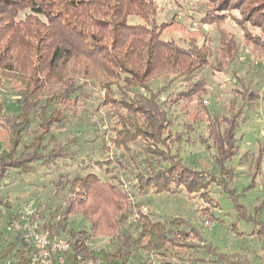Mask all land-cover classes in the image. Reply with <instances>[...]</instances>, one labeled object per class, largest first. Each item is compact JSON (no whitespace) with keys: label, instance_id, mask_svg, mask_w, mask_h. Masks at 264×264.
Listing matches in <instances>:
<instances>
[{"label":"trees","instance_id":"trees-1","mask_svg":"<svg viewBox=\"0 0 264 264\" xmlns=\"http://www.w3.org/2000/svg\"><path fill=\"white\" fill-rule=\"evenodd\" d=\"M197 4L194 27L203 39L191 37L180 45L163 38L173 22L156 21V0H0V129L6 133L0 141V189L11 175L48 176L50 196L37 205L40 227L69 242L63 264H80L78 256L102 264H255L247 253L220 250L185 217L141 212L140 199L149 189L154 194L184 190L208 199L212 184L230 195L238 219L261 221L264 212V190L254 206L240 199L256 187L262 142L257 153L249 147L232 162L238 131L255 109L251 87L232 64L241 45L264 58V0ZM228 19L242 31V41L223 31ZM212 26L219 40L209 60L203 28ZM204 67L231 72L237 81L223 115L205 105L208 84L199 73ZM155 79L163 83L152 90ZM176 80L179 90L169 91ZM88 89L96 92L102 138L91 146L75 137L59 140L56 132L80 119L79 101L89 98ZM180 102L191 103L196 118L204 115L206 133L199 142L215 169L193 168L179 157L183 136L168 128L169 105ZM112 149H123L130 161ZM244 168H253L252 181L238 192L230 183ZM13 215L0 190V264H29L38 250L7 232ZM74 215L85 226L74 222ZM259 223L257 232L264 227ZM99 238L107 244L96 248ZM51 255L56 264L58 253ZM258 258L264 264V253Z\"/></svg>","mask_w":264,"mask_h":264},{"label":"rangeland","instance_id":"rangeland-1","mask_svg":"<svg viewBox=\"0 0 264 264\" xmlns=\"http://www.w3.org/2000/svg\"><path fill=\"white\" fill-rule=\"evenodd\" d=\"M158 4V12L156 21H170L172 24L163 32L162 36L166 39H172L183 45L191 37L199 40L203 39L200 34L195 31V22L197 13L194 9L199 6V0H156ZM197 1V2H196ZM138 19H135L137 21ZM223 31L228 36L235 35L237 41H242L241 30L232 19H228L223 26ZM201 30V29H200ZM199 30V32H200ZM209 35L210 43L209 60L214 58L215 49L218 47V34L215 27L203 28ZM184 42V43H183ZM243 51L233 62V69L236 71L237 77L243 81L245 85L251 87L254 93L255 109L248 111L247 118L238 131V155L232 159V162L239 161V156L247 148H251L253 153H257V149L261 144L264 149V58H256L251 54V47L241 45ZM245 49V50H244ZM247 49V50H246ZM200 75H204L207 81L208 97L205 98V105L210 106L211 111L218 112L220 115L225 114L227 105L231 99L230 90L237 81L231 75V72L225 71L222 73L211 72L209 67H204L199 71ZM228 78V80H226ZM239 82V81H238ZM161 83V80H151L149 83L150 89L155 90ZM179 81H174L169 91H178L180 87ZM11 88L7 89L8 95L13 94ZM89 98L80 99L81 117L74 123H68L66 129L62 132H56L59 140L65 141L68 138L75 137L78 144L91 146L100 141L102 138L103 128L99 122L102 120L101 115L95 112L96 92L88 89ZM166 94L163 95V97ZM12 97V96H11ZM14 99V96L12 97ZM170 99L174 101L175 97ZM108 111V107L104 108ZM169 111L173 120L172 125L168 128L170 134H181L183 139L179 142V157L188 162L193 168L198 169H215L211 163L208 152L199 142V136L206 133L204 115L194 116V111L191 103L180 102L169 105ZM186 112H189L187 114ZM91 122L96 124V128L90 125ZM76 124V125H75ZM98 130V131H97ZM83 131V133H82ZM5 131L0 129V141H5ZM262 142V143H261ZM261 143V144H260ZM177 144H173L171 151L175 152ZM116 155H123L127 160L130 158L124 153L123 149H112ZM264 152V151H263ZM261 175L256 176V187L249 192H245V196H240L243 202L254 206L261 199L264 190V153L261 163ZM253 168L250 169L252 173ZM240 176L235 180H231L230 184L239 192L242 188L251 184L252 181L250 172L246 168L237 170ZM101 177L108 178V175L101 172ZM47 177L37 178L32 176L23 177L21 175H11L1 184L2 195H5L10 203L12 212L21 209L25 204L32 203L37 209L39 202L47 200L50 196L51 184ZM38 180L42 181L40 184ZM216 184L209 187L208 199L203 198L200 193L187 194L184 190H179V193H160L154 194L152 189L143 196L141 202V212L153 213L154 216L168 218L172 215H180L194 222L205 233V238L212 242L213 245L222 251H240L255 260V264H260L263 258H258L264 253V227L260 226L259 232L255 230L261 222H264V212L259 219H251L243 221L237 218L234 214V208L229 194L223 190L219 191ZM239 197V195H237ZM239 199V201H241ZM146 208V210H143ZM74 222L79 225H84L85 222L79 215L72 217ZM258 221V222H257ZM259 230V229H258ZM7 232H9L7 230ZM107 240L99 238L93 244L98 248L105 246Z\"/></svg>","mask_w":264,"mask_h":264},{"label":"built area","instance_id":"built-area-1","mask_svg":"<svg viewBox=\"0 0 264 264\" xmlns=\"http://www.w3.org/2000/svg\"><path fill=\"white\" fill-rule=\"evenodd\" d=\"M38 214L39 210L34 207V204H25L15 212L7 225V230L18 233L23 241L33 245L38 250L29 264H53L51 255L53 253H58L56 264H63V253L69 250V242L64 237L51 236L48 230H43L40 227ZM78 259L80 264H102L101 260L90 257L78 256Z\"/></svg>","mask_w":264,"mask_h":264}]
</instances>
